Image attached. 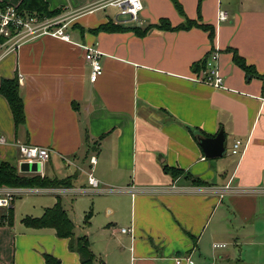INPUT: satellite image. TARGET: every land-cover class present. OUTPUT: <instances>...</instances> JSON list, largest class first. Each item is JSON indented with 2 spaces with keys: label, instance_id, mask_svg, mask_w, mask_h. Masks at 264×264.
<instances>
[{
  "label": "crops",
  "instance_id": "obj_1",
  "mask_svg": "<svg viewBox=\"0 0 264 264\" xmlns=\"http://www.w3.org/2000/svg\"><path fill=\"white\" fill-rule=\"evenodd\" d=\"M46 1L73 16L72 40L43 36L0 61V83L18 77L26 115L16 127L0 93L2 161L20 170V144L46 147L41 171L26 173L73 179L71 187L24 192L56 195L53 206L62 195L112 194V219L84 227L72 219L76 236H88L95 264H177L186 255L195 264H264V0H179L185 15L172 0H142L138 19L126 22L119 13L108 16L112 0ZM221 10L227 20L219 19ZM162 18L173 26L199 20L215 28V38L199 26L151 27ZM108 22L119 27L98 29ZM85 45L102 52L96 82ZM212 50L220 53L224 88L193 79ZM235 52L249 68L234 61ZM221 129L226 148L240 139L242 153L206 157L194 134L213 137ZM62 165L74 172L57 175ZM165 166L184 174L174 178ZM91 172L98 189L89 183ZM187 173L207 184H193ZM81 175L86 182L75 186ZM226 197L240 198L233 210L223 205ZM119 220L130 232L121 231ZM21 223L14 216L12 225L0 224V264H46L45 253L61 264H82L54 228Z\"/></svg>",
  "mask_w": 264,
  "mask_h": 264
},
{
  "label": "built area",
  "instance_id": "obj_2",
  "mask_svg": "<svg viewBox=\"0 0 264 264\" xmlns=\"http://www.w3.org/2000/svg\"><path fill=\"white\" fill-rule=\"evenodd\" d=\"M110 5L119 8V15L124 22L137 20L143 9L142 0H112ZM219 19H228V13L224 10L219 12ZM118 17L116 22H120ZM73 16L67 12H58L53 15H40L21 9L19 5H0V61L7 55L18 51L25 43L43 36H50L66 41H71L70 30L72 28ZM86 60L90 65V81L96 82L103 74L104 68L101 62V51L93 46L85 45ZM218 50H212L205 59L204 66L200 69V76L193 79L197 82L206 83L216 88H224V77L219 66ZM7 138L0 134V144H6ZM242 140H235L231 152L239 155L242 153ZM20 165L26 163H38L41 169L48 160L50 152L46 147L20 144ZM92 167L97 163V157H90ZM89 183L94 189L101 185L98 178L91 172ZM24 192L23 188L0 186V209H11L18 194ZM122 232H130L128 228H122ZM218 246V245H217ZM195 264L191 255L176 258V263Z\"/></svg>",
  "mask_w": 264,
  "mask_h": 264
},
{
  "label": "trees",
  "instance_id": "obj_3",
  "mask_svg": "<svg viewBox=\"0 0 264 264\" xmlns=\"http://www.w3.org/2000/svg\"><path fill=\"white\" fill-rule=\"evenodd\" d=\"M176 9L185 15L184 8L179 0H172ZM19 7L21 9L27 10L28 12L37 13L40 15H53L61 12V9L51 10L46 0H22ZM193 26H199L210 31L211 39L215 38L216 30L212 25L205 23H200L199 20L187 18L184 23L173 26L171 22L162 18L157 24L152 25L153 28H160L163 30H179V29H189ZM117 25L112 22L103 24L98 29L101 30H111L116 29ZM147 28L146 30L150 29ZM234 61L242 66L243 68H249L246 60L243 56L239 55L237 52L233 56ZM0 93L7 99L12 114L15 126L23 124L26 119L24 101L20 94V85L18 77L14 78H4L0 83ZM195 135V134H194ZM165 170L172 174L174 178H177L184 174V169L177 167L165 166ZM185 177L190 179L193 184L204 185L207 184L206 181L201 180L193 176L190 173L185 174ZM72 177L66 178H50L47 176H42L39 174H32L21 172L17 166L12 165L8 161H0V186L9 187H19V188H30V187H40L48 188L53 186H72ZM92 211L89 212L87 223L89 222V217ZM5 220L8 224L12 225L14 222L13 209H10L7 213L0 214V224ZM22 222L27 227L33 228H54L56 234L62 238L69 239V248L72 251L78 252L80 256V261L82 264H95L96 256L90 247L89 238L87 235L76 236L75 234V223L69 216L67 210L64 208L61 199L59 198L57 203L45 209L41 217L25 216ZM46 264H61L60 260L53 256L52 254H44Z\"/></svg>",
  "mask_w": 264,
  "mask_h": 264
},
{
  "label": "rangeland",
  "instance_id": "obj_4",
  "mask_svg": "<svg viewBox=\"0 0 264 264\" xmlns=\"http://www.w3.org/2000/svg\"><path fill=\"white\" fill-rule=\"evenodd\" d=\"M108 14V16L115 17L119 13V8L116 6H109L105 10ZM116 19V18H114ZM233 144V143H232ZM231 144L229 143L227 145V153L229 158H234L232 156L231 152ZM5 147H2V144H0V161H2V154H6V150L4 149ZM232 156V157H231ZM89 159H87V162L84 164V167L87 169V164H88ZM20 163V159H19ZM68 168V167H67ZM60 170L62 172H56L57 175H63L64 173L71 172L73 173V169H69L67 171L66 167L62 165ZM50 169L46 167V173L51 175ZM63 173V174H62ZM86 176L81 175L80 179L74 183L75 186L82 185L86 182ZM17 188V187H16ZM30 188H40V187H30ZM50 188H65L63 186H53ZM56 195L52 194H40L35 191L32 192H23L21 194H18L15 197V202H14V216H15V224L16 226H24L21 225V220L24 216L30 215L34 217H41L44 211V208L48 206H53V203L56 199ZM61 202L65 209L69 212L71 218L79 225L82 227L84 226H89L90 223H93L94 221L97 222V225L103 221H105L107 218V215H110L109 217L112 219L113 215L109 213V210L107 207L110 205L111 200L113 199L112 194L110 192H103V193H89V194H84V195H79V196H74V195H68V196H63L62 195ZM240 200V198H230L226 197L224 199V206H229L233 210L235 204ZM52 203V204H51ZM92 211V214L89 217V222L87 223L88 215L89 212ZM2 210H0V213ZM234 215V213H231ZM120 228L122 226H126V224H123L122 221H118ZM91 228V227H90ZM92 229V228H91ZM97 230L96 227H93V230ZM94 230V231H95ZM2 248V227L0 228V249ZM263 263H264V258ZM241 264V263H239Z\"/></svg>",
  "mask_w": 264,
  "mask_h": 264
},
{
  "label": "water",
  "instance_id": "obj_5",
  "mask_svg": "<svg viewBox=\"0 0 264 264\" xmlns=\"http://www.w3.org/2000/svg\"><path fill=\"white\" fill-rule=\"evenodd\" d=\"M195 137L202 147L206 157L208 158H218L223 157L227 154L226 148V135L224 130H220L216 136L209 137L205 136L199 132L195 133ZM21 172H39L41 171V166L38 163H26L23 162L20 165Z\"/></svg>",
  "mask_w": 264,
  "mask_h": 264
}]
</instances>
